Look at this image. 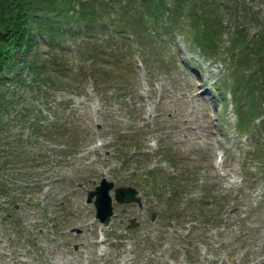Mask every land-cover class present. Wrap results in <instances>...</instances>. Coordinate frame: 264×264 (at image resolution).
I'll use <instances>...</instances> for the list:
<instances>
[{
  "label": "rangeland",
  "instance_id": "374dc122",
  "mask_svg": "<svg viewBox=\"0 0 264 264\" xmlns=\"http://www.w3.org/2000/svg\"><path fill=\"white\" fill-rule=\"evenodd\" d=\"M239 4L264 24V0ZM227 12L209 49L187 46L184 16L165 41L108 28L64 48L39 37L52 81L22 83L0 106V177L20 189L0 201V264H264V95L248 120L228 86ZM22 105L29 117L15 114ZM102 174L140 195L113 197L107 221L85 199Z\"/></svg>",
  "mask_w": 264,
  "mask_h": 264
},
{
  "label": "trees",
  "instance_id": "16d2710c",
  "mask_svg": "<svg viewBox=\"0 0 264 264\" xmlns=\"http://www.w3.org/2000/svg\"><path fill=\"white\" fill-rule=\"evenodd\" d=\"M239 2L241 0H117L113 4L112 0H0V106L19 98L22 83L37 90L39 80L52 81L48 75H44L42 66L47 62V57L51 60L55 57L52 50L46 58L38 55L36 45L40 36L47 38V45L51 48L53 42L59 48H64L62 42L74 39L81 31L96 35L100 29L106 28L114 34L131 30L140 37L144 32L165 41L167 38L163 36V31L172 32L176 18L184 16L192 28V34L186 39L187 46L192 42L209 49L215 47L217 36L228 24L225 16L229 15L225 12L227 5H230L228 12L235 16L236 30L231 40L232 46H227L231 75L228 86L234 95L238 90L245 95L247 107L244 115H248L250 120L256 114L260 95H264V24L260 23L259 15L246 6L236 8ZM240 15L257 22L253 34L241 32L244 24L239 22ZM158 21L163 24L162 27ZM249 52L258 54L261 60L252 61ZM26 67L32 72L27 81L23 73ZM111 80L117 86L116 80ZM15 114L29 117L30 111L28 106L22 105L21 111ZM55 119L53 116L50 124L55 125ZM6 154L10 157L16 153ZM15 190L19 191V186L0 177L1 202L12 200Z\"/></svg>",
  "mask_w": 264,
  "mask_h": 264
},
{
  "label": "water",
  "instance_id": "95a60500",
  "mask_svg": "<svg viewBox=\"0 0 264 264\" xmlns=\"http://www.w3.org/2000/svg\"><path fill=\"white\" fill-rule=\"evenodd\" d=\"M112 185V181L102 176L100 181L93 187L88 189L86 198L92 199L95 205L96 213L99 218L107 220L110 212L112 211L111 205V195L108 191L109 187ZM137 188L127 184V185H117L114 187V196L119 200H130L139 199V195H136Z\"/></svg>",
  "mask_w": 264,
  "mask_h": 264
}]
</instances>
